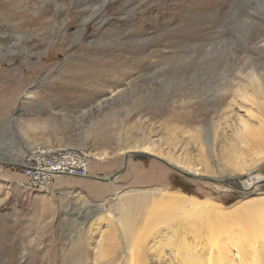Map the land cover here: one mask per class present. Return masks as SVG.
I'll use <instances>...</instances> for the list:
<instances>
[{
	"label": "rangeland",
	"instance_id": "rangeland-1",
	"mask_svg": "<svg viewBox=\"0 0 264 264\" xmlns=\"http://www.w3.org/2000/svg\"><path fill=\"white\" fill-rule=\"evenodd\" d=\"M101 2L0 0V264H124L117 193L246 201L202 178L245 177L230 159L239 120L255 123L238 93L250 71L264 76V0ZM142 144L156 154L125 152ZM32 148L86 159L95 178L29 184L14 161ZM188 162L201 178L173 167ZM146 241L137 260L157 264Z\"/></svg>",
	"mask_w": 264,
	"mask_h": 264
},
{
	"label": "bare ground",
	"instance_id": "bare-ground-1",
	"mask_svg": "<svg viewBox=\"0 0 264 264\" xmlns=\"http://www.w3.org/2000/svg\"><path fill=\"white\" fill-rule=\"evenodd\" d=\"M108 1L102 0L98 8L101 9ZM94 15L91 14L83 23L92 19ZM263 77V74L250 71L246 74V79L241 78L245 83V89L238 93L239 99L250 107L245 111L246 118L255 122L251 124L244 118L240 119L237 125L239 128L235 133L238 145L232 144L235 150L232 152L230 162L243 170L245 177L239 183L233 178L227 179L228 181L223 179V174L220 173H217L220 176L217 178H202L214 184L226 183L238 188L242 196H246L244 198L246 201L239 202V207L234 205L223 207L209 199L200 200L167 187L156 188L153 193L135 191L127 195L117 193L114 209L117 214L114 219L122 228L126 241L123 253L127 259H124V264H139L137 259H145L147 252L153 249L147 247L148 238L155 244L153 252L157 257V264H264V193H258L255 199H249L251 197L248 196L264 185V176L256 174V165L246 166L253 159L256 162H264V117L260 115L263 114L261 111L264 112ZM249 90L252 93H249ZM254 94H259L260 100L256 99ZM55 127L50 125L47 128L56 130ZM123 150L121 149L120 154L124 153ZM125 152L152 155L156 154V148L154 145L142 144L132 151ZM49 155L47 150L41 151L42 157ZM97 160L101 161L102 157ZM204 164L206 165L205 162ZM204 164L201 165L203 169ZM173 167L191 177L201 178L204 171L189 162L176 163ZM65 176L57 177L56 181L66 179ZM89 177L95 178L91 173ZM141 213L145 225L141 227V233L136 234L134 226Z\"/></svg>",
	"mask_w": 264,
	"mask_h": 264
},
{
	"label": "built area",
	"instance_id": "built-area-1",
	"mask_svg": "<svg viewBox=\"0 0 264 264\" xmlns=\"http://www.w3.org/2000/svg\"><path fill=\"white\" fill-rule=\"evenodd\" d=\"M20 167L27 183L48 188L59 176L89 177L92 166L86 159L73 160L70 154L42 157L38 148L24 156Z\"/></svg>",
	"mask_w": 264,
	"mask_h": 264
},
{
	"label": "water",
	"instance_id": "water-1",
	"mask_svg": "<svg viewBox=\"0 0 264 264\" xmlns=\"http://www.w3.org/2000/svg\"><path fill=\"white\" fill-rule=\"evenodd\" d=\"M131 154L140 155V156H150L149 154H145V153H142V152H131ZM97 179H100V178H97ZM100 180H105V179H100Z\"/></svg>",
	"mask_w": 264,
	"mask_h": 264
},
{
	"label": "crops",
	"instance_id": "crops-1",
	"mask_svg": "<svg viewBox=\"0 0 264 264\" xmlns=\"http://www.w3.org/2000/svg\"><path fill=\"white\" fill-rule=\"evenodd\" d=\"M98 178V177H97Z\"/></svg>",
	"mask_w": 264,
	"mask_h": 264
}]
</instances>
